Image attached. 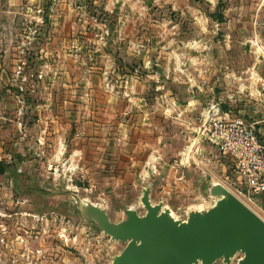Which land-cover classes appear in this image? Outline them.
Masks as SVG:
<instances>
[{"label": "rangeland", "instance_id": "rangeland-1", "mask_svg": "<svg viewBox=\"0 0 264 264\" xmlns=\"http://www.w3.org/2000/svg\"><path fill=\"white\" fill-rule=\"evenodd\" d=\"M217 102L261 119L264 0H0V264H111L125 244L79 198L114 221L146 212L148 185L177 218L212 206L210 170L232 169L198 162ZM145 146L154 163H133ZM231 190L264 218L263 195Z\"/></svg>", "mask_w": 264, "mask_h": 264}, {"label": "water", "instance_id": "water-1", "mask_svg": "<svg viewBox=\"0 0 264 264\" xmlns=\"http://www.w3.org/2000/svg\"><path fill=\"white\" fill-rule=\"evenodd\" d=\"M151 185L140 197L146 212L125 207V217L110 218L102 205L88 199L73 202L82 217L94 223L114 241L124 243L111 264H264V218L221 182L210 183L215 198L208 208L187 211L177 218L170 207L153 202Z\"/></svg>", "mask_w": 264, "mask_h": 264}, {"label": "built area", "instance_id": "built-area-1", "mask_svg": "<svg viewBox=\"0 0 264 264\" xmlns=\"http://www.w3.org/2000/svg\"><path fill=\"white\" fill-rule=\"evenodd\" d=\"M260 120H245L222 114L218 104L211 105L200 127L201 137L227 156L231 167L242 175V187L250 197L264 195V138L259 134L264 126V109ZM258 130V132H257ZM238 252L233 259H239Z\"/></svg>", "mask_w": 264, "mask_h": 264}, {"label": "crops", "instance_id": "crops-1", "mask_svg": "<svg viewBox=\"0 0 264 264\" xmlns=\"http://www.w3.org/2000/svg\"><path fill=\"white\" fill-rule=\"evenodd\" d=\"M244 99V101H246V98H243ZM243 101V102H244ZM192 102V101H191ZM218 104H219V107H220V110H221V113L222 114H225V113H227V114H229V115H231V116H238V113H237V111H235L234 110V108L232 109V108H228V107H226L225 106V108L221 105V102H217ZM189 105H190V103H189ZM188 105V106H189ZM245 102L239 107V109H238V112H239V114L241 113V112H245L247 109L245 108ZM188 106L187 107H185L186 109H188ZM243 106V107H242ZM242 107V108H241ZM139 120H138V124H149V125H152L153 123L151 122V117L149 118V121L147 120V116H143L142 114H140L139 115ZM84 134H85V139H89V138H91V137H89L88 136V134L89 133H86L85 131H84ZM208 146L206 147V148H208L209 147V151L210 152H214V154H213V156L212 157H210L209 159L207 158V159H204V157L205 156H201V158L199 159V161L198 162H200V163H203L204 165L206 164V161H210V162H212V166L213 167H218V165L219 166H221L222 167V169H224V171L226 172V170H227V167H226V164H224L223 163V161H222V159H220L218 156H217V154H216V152H215V148L214 147H212L210 144H207ZM205 146V145H204ZM137 147H141V148H144L143 146H140V144H138V146ZM200 148V147H199ZM198 148V150H197V152L198 151H200V152H202L203 151V149L205 148V147H203L202 146V151H201V149H199ZM205 148V149H206ZM79 152L81 153V150L80 149H77V148H75L73 151H72V153L70 154V157H72L71 158V160L73 159V158H75L78 154H79ZM140 153H141V150L140 151H138L137 153H136V155H132V159H133V163H138V162H140V163H142V162H145V164L147 165V166H149L151 163H154V161H155V158H156V156H155V154H153V153H150V150L148 149V147L146 148V146H145V151L143 152V154H145V155H147L146 157H144V156H142V155H140ZM182 153V152H181ZM183 153H184V151H183ZM145 158V160L144 161H142V158ZM162 162V161H161ZM181 162H183L182 160H181ZM153 165H155V164H153ZM147 169V170H146ZM144 171L142 170L141 171V173L143 174L144 172H146V174H152L153 173V169L151 168V167H149V169L148 168H146ZM210 174H212V179L210 180V181H208V183H217V182H221V183H223L224 185H226L227 187H229L230 189H231V187L233 186V184H235V185H237V189H239V187H242V175L240 174V173H238V172H236L233 168L232 169H230V171L228 172V174L226 173H224L223 175H224V178H221L220 176H218L217 177V175L215 174V171L214 170H210ZM4 175V173H0V176H3ZM142 193H143V191H142ZM150 197H151V191H150ZM263 198H264V195H263ZM153 201V200H152ZM263 207H264V202H263ZM264 209V208H263Z\"/></svg>", "mask_w": 264, "mask_h": 264}, {"label": "trees", "instance_id": "trees-1", "mask_svg": "<svg viewBox=\"0 0 264 264\" xmlns=\"http://www.w3.org/2000/svg\"><path fill=\"white\" fill-rule=\"evenodd\" d=\"M218 17V19L220 21L224 20V15L222 13H218V15H216ZM9 164L6 163V161L4 160H0V173H5L8 169Z\"/></svg>", "mask_w": 264, "mask_h": 264}, {"label": "bare ground", "instance_id": "bare-ground-1", "mask_svg": "<svg viewBox=\"0 0 264 264\" xmlns=\"http://www.w3.org/2000/svg\"><path fill=\"white\" fill-rule=\"evenodd\" d=\"M168 207V206H167ZM201 207V206H200ZM173 212V211H172ZM174 214V213H173Z\"/></svg>", "mask_w": 264, "mask_h": 264}]
</instances>
